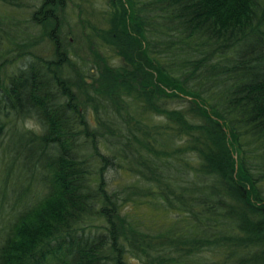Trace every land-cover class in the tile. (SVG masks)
I'll return each instance as SVG.
<instances>
[{"label": "trees", "instance_id": "trees-1", "mask_svg": "<svg viewBox=\"0 0 264 264\" xmlns=\"http://www.w3.org/2000/svg\"><path fill=\"white\" fill-rule=\"evenodd\" d=\"M74 1L0 0V264H264V0Z\"/></svg>", "mask_w": 264, "mask_h": 264}, {"label": "rangeland", "instance_id": "rangeland-1", "mask_svg": "<svg viewBox=\"0 0 264 264\" xmlns=\"http://www.w3.org/2000/svg\"><path fill=\"white\" fill-rule=\"evenodd\" d=\"M74 2L80 4L81 6L82 13H81L80 18L84 19V21H82L83 22L82 25L84 26V28L85 26L86 27L99 26V21H101L102 12L103 10L107 8V0H75ZM67 13H68L69 18L65 24V30L70 33H73L76 39H78V36H79L78 30L80 32V28L77 26L78 22H77V16L75 14V9L73 7L72 8L69 7L67 9ZM86 33H89L87 29H86ZM81 36L84 39V35H82V33H81ZM68 39H71L70 34L68 36ZM101 51L103 52L105 56H107V59L111 65H117L120 62L119 59L114 55V53L110 52V50L101 49ZM86 81L88 80L86 79ZM167 105L170 108H177V107L182 106L183 103L181 102V100L179 101L175 99V100H168ZM17 127H24L25 129L33 130V131H36L37 129L31 121L18 123ZM5 144H6V139L4 140L2 145H5Z\"/></svg>", "mask_w": 264, "mask_h": 264}]
</instances>
